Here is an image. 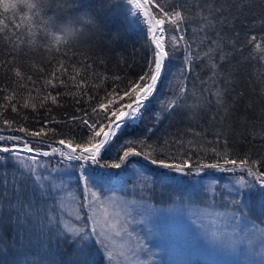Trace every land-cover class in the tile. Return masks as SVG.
Masks as SVG:
<instances>
[{
	"label": "snow or ice",
	"instance_id": "1",
	"mask_svg": "<svg viewBox=\"0 0 264 264\" xmlns=\"http://www.w3.org/2000/svg\"><path fill=\"white\" fill-rule=\"evenodd\" d=\"M252 7L248 0H102L100 10L59 22L41 20L38 36L36 18L44 16L45 0H0V75L9 81L0 84V132L11 133L0 134V169L11 164L15 173L11 180L7 172L0 179V254L25 241L30 247L38 231L48 237L45 256L59 257L48 264H141L148 249L138 238L133 242L134 221L128 218L137 202L115 195L106 184L122 173H139L142 191L151 193L157 183L162 188L187 183L192 175L202 180L210 175L206 170H214L239 174L220 193L215 182L201 193L219 195L224 211L211 214L213 227L197 226L210 242L229 248L243 251L247 245L252 251L259 244L264 257V153L242 148L243 133L235 139L230 123L245 95H232L237 65L264 60V12L253 13L248 28L255 32L259 25V35L246 32L241 39L236 31V21ZM103 9H114L143 33L149 55L138 72L121 68H134L122 57L109 69L106 57L78 50L102 33ZM120 39L117 31L106 43L112 49ZM178 53L179 78L165 83L167 63ZM258 76L264 84V71ZM27 85L21 102L18 89ZM162 86L170 97L159 98ZM52 106L70 111L58 118ZM38 108L45 109L42 119ZM28 109L39 127L28 126ZM173 117L188 127L161 133L160 125ZM259 139L264 142V133ZM72 183L76 187L68 191ZM256 197L259 215L252 204ZM149 199L139 207L150 210Z\"/></svg>",
	"mask_w": 264,
	"mask_h": 264
},
{
	"label": "trees",
	"instance_id": "2",
	"mask_svg": "<svg viewBox=\"0 0 264 264\" xmlns=\"http://www.w3.org/2000/svg\"><path fill=\"white\" fill-rule=\"evenodd\" d=\"M248 2L252 4L253 7L250 9H245L241 14L240 19L236 21V31L241 34V39L244 38V34L246 32L248 35L260 34L259 25H257V30L255 32H249L248 28L250 22L253 19V13H255V15L258 17L262 12H264V0H248ZM101 4L102 0H45V14L43 17L36 18L37 28L34 29V31H36L38 36L43 34L41 20L47 21L49 19H56L58 22L63 21L66 17L75 16L85 11L100 10ZM101 21L104 26L102 33H98L90 44L84 42L79 45L78 50L85 51L88 55L93 57H106L107 67L109 69H113V67L116 65L118 56L122 57L124 60H126L127 64L134 65V68H124L123 64H121V68H123L128 73H132L133 70L138 72L140 70L139 66L144 62V58L149 55L148 50L142 47L144 43L143 33L139 28L131 26L128 21H126L123 16L118 15L114 9H103L101 11ZM117 31L120 33L121 39L114 48L110 49L106 42L111 38L112 33ZM0 46H2V44H0ZM4 50L6 51V49ZM244 55H247V52H245ZM181 61V53H178L168 61L167 77L165 83H167L168 80H172L173 77L179 78ZM237 68V83L234 85L235 91L232 93V95L235 96L239 92H243L245 95L233 112L232 121H230V123L234 125L236 133L234 138L241 139L239 134L243 133L242 143L240 145L242 148L247 149L248 147H251L254 153H264V142L259 139V135L264 133V128H261V125L264 124V93L261 92V88H264V84L261 83V80L258 76V73L264 71V60L257 61L255 57H253L250 63L241 62L239 65H237ZM28 74H32L31 71H28ZM176 82V80L173 81L174 84ZM5 83H9L7 80V74L0 75V84ZM29 87L31 86L27 85L24 88L18 89V91L21 93V95L18 96V99H20L21 102L27 98V91ZM171 95L172 93L167 87H161L159 95L160 99L170 97ZM52 107V115L57 116L58 118L63 112L70 111L68 107ZM153 107H155V104ZM38 112V118L42 119L45 117V109L38 108ZM25 114L29 117V127H39V125L33 122V117L36 116V113L32 112L31 109H28L25 111ZM14 116L15 114H12V117L10 118H14ZM148 123L150 126V121ZM202 126L210 127L203 125V122ZM56 127L62 126L56 125ZM186 127H188L186 122L181 123L178 121V118L173 117L171 120H165L164 123L160 125V130L161 133H164L165 131L175 133L177 128L184 129ZM249 132H251L252 135H249ZM0 134L7 135L11 133L0 132ZM253 135H255L257 138L253 139ZM212 138L211 132H209L208 139L211 140ZM51 162L53 163L57 161L53 159ZM0 170V173L2 172L0 174V179H3L4 172H7V178L9 180H11L15 175L11 164L7 169ZM226 174L230 173H219L218 188L220 191L222 189L223 183V179L220 177L224 178ZM118 179L127 180L128 175L122 173ZM186 180L187 183L167 182V186L163 188L159 183H157L153 192L148 193V196H150L151 200L154 202L162 204H166L176 197L182 198L187 202L199 201L200 197L203 196L201 193H203L204 190L201 177L192 175L186 177ZM197 181H200V183L197 184ZM148 184H151V180L148 181ZM48 203H51V201ZM252 204L256 209V214L259 215V198H254ZM5 232L7 233L10 240L15 237L12 226L7 227ZM24 244L25 246L23 247L13 244L10 249L6 250L7 253L4 252L0 254V264H48V261L51 259H59V257L45 256V252L49 247L48 237L39 236L38 231L37 235L33 237L32 245L30 247L27 246L26 241ZM55 245L56 237L53 236L51 238V246L53 250L55 249Z\"/></svg>",
	"mask_w": 264,
	"mask_h": 264
},
{
	"label": "rangeland",
	"instance_id": "3",
	"mask_svg": "<svg viewBox=\"0 0 264 264\" xmlns=\"http://www.w3.org/2000/svg\"><path fill=\"white\" fill-rule=\"evenodd\" d=\"M56 163L52 164L56 165ZM207 172L210 175L203 176V192L212 188L214 182L215 185L219 184V173L214 170ZM238 174H226L222 188L225 184H230L234 176ZM143 175L150 174L144 173ZM63 179L74 181L75 177L65 176ZM143 183V177L139 173H134L131 176L128 175L127 180H120L117 177L106 184V188H112L115 195L130 202H137L136 207L128 209L131 212L128 218L134 221L129 226V231L133 232V242L138 238L148 249L139 257L141 264H261L264 257H261L259 244H256L252 251L247 250V245L244 246L243 251L240 246L234 249L229 248L210 242L205 237L203 227L197 226L202 222L208 228L213 227V215L211 214L224 211L219 206L221 199L219 195L214 198L211 195L207 197L203 195L196 202H187L176 197L166 204L156 203L149 199L146 202L153 207L145 211L139 207L145 203L144 197L148 196V193L141 189ZM75 187L72 183L68 191H72ZM216 192L220 193L218 186ZM64 195L67 196V193ZM225 199H231L226 192ZM197 215L201 217L200 220H197ZM121 242L126 243L127 238L124 241H118V243Z\"/></svg>",
	"mask_w": 264,
	"mask_h": 264
},
{
	"label": "clouds",
	"instance_id": "4",
	"mask_svg": "<svg viewBox=\"0 0 264 264\" xmlns=\"http://www.w3.org/2000/svg\"><path fill=\"white\" fill-rule=\"evenodd\" d=\"M23 2H25V3H32L33 0H23Z\"/></svg>",
	"mask_w": 264,
	"mask_h": 264
},
{
	"label": "bare ground",
	"instance_id": "5",
	"mask_svg": "<svg viewBox=\"0 0 264 264\" xmlns=\"http://www.w3.org/2000/svg\"><path fill=\"white\" fill-rule=\"evenodd\" d=\"M4 170H5V169H4ZM0 171H1V170H0ZM1 173H2V172H1ZM1 173H0V174H1ZM5 252H6V251H5ZM6 253H7V252H6ZM8 255H9V254H8ZM2 257H3V256H2ZM9 257H10V256H9ZM10 258H11V257H10Z\"/></svg>",
	"mask_w": 264,
	"mask_h": 264
}]
</instances>
